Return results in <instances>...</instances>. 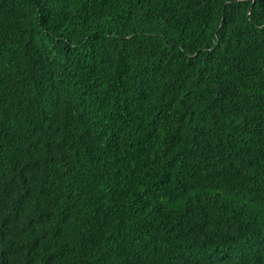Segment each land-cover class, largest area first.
I'll use <instances>...</instances> for the list:
<instances>
[{
    "label": "trees",
    "instance_id": "16d2710c",
    "mask_svg": "<svg viewBox=\"0 0 264 264\" xmlns=\"http://www.w3.org/2000/svg\"><path fill=\"white\" fill-rule=\"evenodd\" d=\"M0 264H264V0H0Z\"/></svg>",
    "mask_w": 264,
    "mask_h": 264
}]
</instances>
